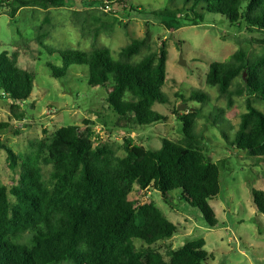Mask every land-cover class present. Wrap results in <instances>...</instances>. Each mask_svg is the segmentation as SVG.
<instances>
[{
	"label": "trees",
	"instance_id": "16d2710c",
	"mask_svg": "<svg viewBox=\"0 0 264 264\" xmlns=\"http://www.w3.org/2000/svg\"><path fill=\"white\" fill-rule=\"evenodd\" d=\"M88 1L92 5L117 4L128 10L129 16L135 11L129 0ZM85 2L80 0L79 7ZM67 4V0H0V9L9 6L13 19L21 8L45 11L34 36L40 46L58 53L63 61V66L48 64L54 77L66 76L72 65L88 66L89 85L112 84L107 101L117 115L141 126L167 121L168 117L154 108L157 103H169L163 92L168 81L166 42L140 61L134 57L147 47L146 38L124 46L118 58L109 47L99 46L98 32L93 35L91 50H56L46 43L53 31L51 9ZM82 10H74L73 15L79 17ZM151 14L168 30L179 29L185 22L203 23L208 14H220L234 26L264 34V0H167V6ZM86 20L80 22L83 30ZM257 41L264 44V39ZM19 57L17 51L0 52V98L10 99L13 115L22 120L27 113L18 111L19 105L33 96L36 75L20 66ZM206 82L217 87L228 107L234 105L236 96L246 97V111L237 129L234 133L223 131V135L229 145L259 162L264 158V110L256 106L255 99L264 104V53L252 58L249 50L241 47L228 59L213 61ZM183 97L203 105L211 100L201 89ZM175 112L183 125V137H163L160 148L142 153L126 138V154L120 155L110 142L95 144L83 137L76 124L36 139L27 152L18 153L1 143L10 170L19 178L9 187L1 182L0 172V264H210L203 238L171 249L167 261L156 244L173 238L180 228L154 201L140 203L132 198L136 190L151 188L166 199L178 192L202 212L211 227L218 225L210 200L221 191V168L207 156L196 130L202 109L182 113L176 108ZM224 112L218 109V115H211L215 123ZM10 126V121H0V130ZM252 193L255 207L264 213V191L254 188Z\"/></svg>",
	"mask_w": 264,
	"mask_h": 264
},
{
	"label": "rangeland",
	"instance_id": "374dc122",
	"mask_svg": "<svg viewBox=\"0 0 264 264\" xmlns=\"http://www.w3.org/2000/svg\"><path fill=\"white\" fill-rule=\"evenodd\" d=\"M80 0H67L62 8H52L53 31L46 43L56 50L76 48L91 50L93 35L99 33V46L109 47L114 58L124 46L136 38H146L148 45L134 57L140 61L150 51L160 50L166 42L168 50L167 84L163 92L169 97L168 104L157 103L154 108L168 117L167 121L141 126L133 119H125L110 108L107 101L108 86L89 85V67L72 65L62 78L52 75V63L63 66L58 53L52 54L37 42L35 28L42 22L45 11L41 8H21L16 18H11V8L0 9V52H19V64L36 75L33 96L25 104L20 103L18 111L27 113L22 120L11 111V100L0 98V121H10L8 129L0 130V144L12 147L16 152H27L38 138H47L60 127L76 124L81 126L83 137L95 144L110 142L120 155H125L126 138L133 140L138 153L144 149H158L163 137L179 140L183 137V125L175 109L181 106L182 113L202 109L197 121V133L207 156L221 168V191L210 204L217 212L219 223L211 227L202 212L184 201L178 192L170 193L168 199L154 188L136 190L133 199L140 203L154 201L174 222L180 231L173 238L158 242L156 248L170 259L171 249L203 238L210 253V264H264V213L254 205L253 189L264 191V158L250 157L247 152L229 145L223 131L234 133L240 116L246 111V97H235V103L228 107L226 98L220 96L217 87L206 82L210 64L228 59L241 47L249 50L250 57L264 53L262 33H251L245 26L232 25L220 14H208L203 23L185 22L179 29L168 30L151 14L163 9L167 0H129L135 11H129L113 4V11H106L103 5H92L86 0L83 8ZM129 7V6H128ZM76 9H83L79 17L73 15ZM140 9L141 12L137 10ZM87 18L84 30L81 21ZM186 65L180 64V56ZM240 80V79H239ZM204 90L210 102L203 105L197 100H188L193 90ZM255 104L264 110V104L255 99ZM218 109H225L215 123L212 116ZM212 115V116H211ZM1 182L12 187L19 176L9 168L7 152L0 146ZM138 247L140 240H135ZM68 264V263H63Z\"/></svg>",
	"mask_w": 264,
	"mask_h": 264
},
{
	"label": "built area",
	"instance_id": "2783aa9c",
	"mask_svg": "<svg viewBox=\"0 0 264 264\" xmlns=\"http://www.w3.org/2000/svg\"><path fill=\"white\" fill-rule=\"evenodd\" d=\"M103 8L106 11H113L112 5H110L108 2H105V5H103Z\"/></svg>",
	"mask_w": 264,
	"mask_h": 264
},
{
	"label": "water",
	"instance_id": "95a60500",
	"mask_svg": "<svg viewBox=\"0 0 264 264\" xmlns=\"http://www.w3.org/2000/svg\"><path fill=\"white\" fill-rule=\"evenodd\" d=\"M180 64L186 65V60L183 58V54H181V56H180ZM244 76L246 78V74ZM179 110H181V111L183 110L181 106L179 107Z\"/></svg>",
	"mask_w": 264,
	"mask_h": 264
}]
</instances>
